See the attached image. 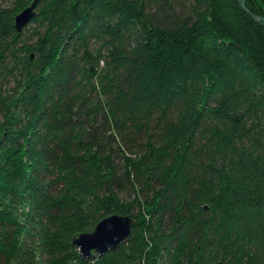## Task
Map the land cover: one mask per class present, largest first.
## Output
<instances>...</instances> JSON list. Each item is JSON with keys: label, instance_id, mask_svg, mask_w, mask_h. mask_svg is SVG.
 <instances>
[{"label": "trees", "instance_id": "16d2710c", "mask_svg": "<svg viewBox=\"0 0 264 264\" xmlns=\"http://www.w3.org/2000/svg\"><path fill=\"white\" fill-rule=\"evenodd\" d=\"M32 1L0 0V264H264V0H37L17 31Z\"/></svg>", "mask_w": 264, "mask_h": 264}, {"label": "water", "instance_id": "95a60500", "mask_svg": "<svg viewBox=\"0 0 264 264\" xmlns=\"http://www.w3.org/2000/svg\"><path fill=\"white\" fill-rule=\"evenodd\" d=\"M37 0H33L27 7L15 16V28L21 31L25 25L36 16ZM245 5V0H241ZM260 19V17L258 18ZM132 218L128 215L111 214L102 218L93 230L82 232L73 237V244L86 257L99 256L110 249H115L131 234Z\"/></svg>", "mask_w": 264, "mask_h": 264}]
</instances>
